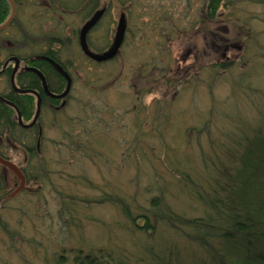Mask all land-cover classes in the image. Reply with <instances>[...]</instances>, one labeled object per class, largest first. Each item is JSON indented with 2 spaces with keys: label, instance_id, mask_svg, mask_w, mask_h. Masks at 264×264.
I'll return each instance as SVG.
<instances>
[{
  "label": "rangeland",
  "instance_id": "rangeland-1",
  "mask_svg": "<svg viewBox=\"0 0 264 264\" xmlns=\"http://www.w3.org/2000/svg\"><path fill=\"white\" fill-rule=\"evenodd\" d=\"M60 1L22 0L9 31L15 47L0 46V61L51 51L72 78L64 106L43 107L41 138L18 133L37 149L31 161L19 141L0 148L27 175L15 193L20 180L0 166V264H77L79 251L99 250L132 264L156 256L193 264L199 250L179 232L133 231L117 205L99 201L124 197L143 215L162 189L176 212L206 215L175 171L200 173L210 138L264 127V0H221L213 18L209 0H99L107 12L88 34L93 52L110 46L126 17L118 55L102 64L78 45L87 0ZM6 85L1 78L0 92Z\"/></svg>",
  "mask_w": 264,
  "mask_h": 264
},
{
  "label": "trees",
  "instance_id": "trees-1",
  "mask_svg": "<svg viewBox=\"0 0 264 264\" xmlns=\"http://www.w3.org/2000/svg\"><path fill=\"white\" fill-rule=\"evenodd\" d=\"M13 1L17 3V0ZM220 1L209 0L207 14L210 18L216 16ZM60 2L49 0L51 7L63 5ZM98 2L99 0L86 1L84 10L90 17L97 10ZM0 7V22H3L9 14L10 6L6 0H0ZM48 52L50 58L59 61L53 52ZM42 73L46 77L50 92L59 93L62 86L53 81L57 75L52 68L48 67ZM33 80L35 81L34 76ZM24 98L30 104L26 110L21 109L20 112L23 121L27 122L34 115L35 103L33 96ZM48 103L56 105L58 101L48 99ZM13 114L11 108L0 102V136H9ZM263 129L260 125L248 132L246 127H237L234 131L225 133L221 142L210 138V153L202 154L200 173L180 171V167L176 169L182 184L180 188L206 210L204 217L189 218L176 212L166 202L162 189L159 190V195L149 199L143 215L134 214L132 206L124 197L107 195L99 203L117 205L133 231L153 235L162 228H169L179 232L188 243L199 250L200 256L191 259L193 264H264ZM137 147L140 146H136V150ZM21 149L27 154L29 161L37 154L31 146ZM129 200L133 203L134 197H129ZM80 254L81 251L76 258L77 264H132L119 254H114V257L109 254L105 256L102 250L95 255ZM142 264L185 263L176 257L165 259L156 256L155 261Z\"/></svg>",
  "mask_w": 264,
  "mask_h": 264
},
{
  "label": "flooded vegetation",
  "instance_id": "flooded-vegetation-1",
  "mask_svg": "<svg viewBox=\"0 0 264 264\" xmlns=\"http://www.w3.org/2000/svg\"><path fill=\"white\" fill-rule=\"evenodd\" d=\"M21 1L22 0H17L16 4L13 1L14 5H15V13H14V16H13L11 22L5 28L0 30V46H1V44L5 43L6 45H9L10 47H15V45L10 40L13 38V35H15V34L14 33L10 34L9 31L11 29H14V26H17L16 12L18 10V7L22 4ZM8 4L10 6L9 14L6 16V18L3 20V22H0V26H2L11 16L12 8H11V5L9 2H8ZM103 8H106L105 13H104V15H105L107 12V7H103ZM99 9H102V8H99ZM103 16H102V18H103ZM0 19H1V7H0ZM17 31L19 33L23 34V32L20 31L19 28L17 29ZM106 50H104V51H106ZM48 53L49 52L47 50L44 52L38 53V54H30L29 53V54H25V55H21L19 53L15 54V53L11 52V53H8L2 61H0V79L6 78V80H7L6 89L4 90V92H0V102L4 103L5 105H7L9 108H11L14 111V114L12 115V119L10 122V127H11L10 134L7 137L3 135L5 137V141H2L0 139V148L1 149L3 147H5L9 150L14 149L15 146L13 144L16 143L17 141H19L20 144L24 148L27 149V146L25 145V142H27V138L25 141L21 140V138H20V140H17V136L19 135L18 134L19 132L27 134L29 132L35 131L37 134V140L39 137L41 138L43 125L41 123V120H40L41 117L40 116H41L43 107L48 102V99H51L49 96H47L45 94L43 86H42L41 76L43 77V79L46 83L47 89L50 92L48 85H47V82H46V77L42 73V70H44V69L46 70V69H48V67H51L52 70L57 75L56 79H53V81L55 83L58 82L60 87L62 86V89L59 93H53V92H50V93H52L54 95H60L64 91V89L66 87V83H67L66 79L64 77H62V75L54 69V67L52 66L50 61H53L56 64L61 66L63 72H65L68 75V77L70 78V82H71V86H72V78H71L67 68L64 66V64L62 66L60 60L56 61V60L50 58L47 55ZM34 70H36L38 73H35ZM12 76H13L14 87L11 84ZM33 76L35 78V81L33 80ZM32 92H36L38 94V96L40 98L41 105H40V115H39L38 119L36 120L34 125L29 126L32 123V119H33L34 115L29 121L24 122L20 110L21 109L26 110V108L30 104L29 101L27 100V98H24V96H33L34 102L36 105L37 98L35 95L32 94ZM11 100H13V101H11ZM51 100L58 101V104H56V105L51 106V104H50V106L52 108H55V109L63 107L65 104V98L60 99V100H57V99H51ZM34 114H35V112H34ZM18 116H20L21 124L18 120ZM37 140H36V142H37ZM35 150L37 151L36 147H35ZM22 151H23L25 159H28L27 154L24 152V150H22ZM0 159H2L4 161H8L6 158H4L2 156L1 151H0ZM0 166H2L1 163H0ZM6 169L7 168H4L2 166V170H6ZM18 170L25 177V175H26L25 169L19 168ZM2 178H3V175H2Z\"/></svg>",
  "mask_w": 264,
  "mask_h": 264
},
{
  "label": "water",
  "instance_id": "water-1",
  "mask_svg": "<svg viewBox=\"0 0 264 264\" xmlns=\"http://www.w3.org/2000/svg\"><path fill=\"white\" fill-rule=\"evenodd\" d=\"M7 1L10 3L11 8H12L11 16L2 26H0V30L5 28L11 22V20L14 16V13H15L14 3L12 2V0H7ZM105 10H106V8H102V9L95 11L93 13V15L82 25V27L79 29V32H78V44H79V48H80L81 52L83 53V55L85 57H87L89 60H91L95 63H106V62L113 60L117 56V54H118V52L122 46V43H123V40L125 37V32H126V18H125L124 13H121L119 16V20L117 22V26L115 29V33H114L112 43L109 46V48L102 53H94L89 49V47L87 45V35L98 24V22L100 21V19L102 18V16L105 13ZM50 62L52 64V66L54 67V69L57 72H59L62 75V77H64L66 79V81H67L66 87L60 95H54L48 91L46 83H45L43 77L41 76L42 86H43L44 92L47 96H49L51 99L60 100V99L65 98L70 91V87H71L70 78L68 77V75L65 72H63L60 65L56 64L53 61H50ZM34 72L38 73L36 70H34ZM11 84L14 87L13 76L11 78ZM32 94L36 96L37 102L35 105L36 109H35L34 117L32 119V123L29 126L34 125L36 120L38 119V117L40 115V105H41L40 98H39L38 94L36 92H32ZM18 120L21 124L20 116H18ZM0 163L4 167H6L10 171H12L17 176V178L20 180V185H19L18 189L15 191V193H17L22 188V186L24 184V178L22 177L20 171L17 169V167L14 164L10 163L9 161H4L2 159H0Z\"/></svg>",
  "mask_w": 264,
  "mask_h": 264
}]
</instances>
